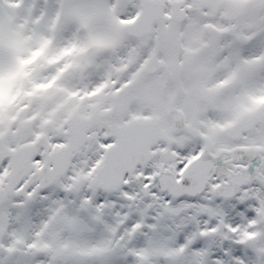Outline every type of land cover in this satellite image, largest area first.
<instances>
[{
  "label": "snow or ice",
  "instance_id": "1",
  "mask_svg": "<svg viewBox=\"0 0 264 264\" xmlns=\"http://www.w3.org/2000/svg\"><path fill=\"white\" fill-rule=\"evenodd\" d=\"M0 264H264V0H0Z\"/></svg>",
  "mask_w": 264,
  "mask_h": 264
}]
</instances>
